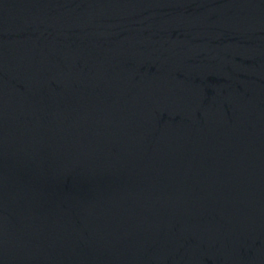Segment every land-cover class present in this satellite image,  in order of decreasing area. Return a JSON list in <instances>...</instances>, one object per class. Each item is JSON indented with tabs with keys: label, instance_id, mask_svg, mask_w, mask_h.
Wrapping results in <instances>:
<instances>
[{
	"label": "water",
	"instance_id": "obj_1",
	"mask_svg": "<svg viewBox=\"0 0 264 264\" xmlns=\"http://www.w3.org/2000/svg\"><path fill=\"white\" fill-rule=\"evenodd\" d=\"M0 264H264V0H0Z\"/></svg>",
	"mask_w": 264,
	"mask_h": 264
}]
</instances>
